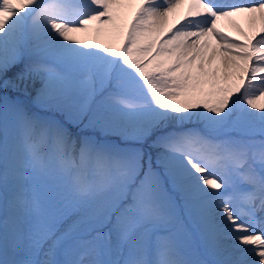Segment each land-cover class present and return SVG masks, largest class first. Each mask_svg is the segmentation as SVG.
I'll list each match as a JSON object with an SVG mask.
<instances>
[{
    "label": "snow or ice",
    "instance_id": "6c2138e0",
    "mask_svg": "<svg viewBox=\"0 0 264 264\" xmlns=\"http://www.w3.org/2000/svg\"><path fill=\"white\" fill-rule=\"evenodd\" d=\"M130 6L0 0V91L39 82L73 127L159 133L145 165L0 96V184L55 173L71 194L0 219V264H264V0H140L124 23Z\"/></svg>",
    "mask_w": 264,
    "mask_h": 264
},
{
    "label": "rangeland",
    "instance_id": "374dc122",
    "mask_svg": "<svg viewBox=\"0 0 264 264\" xmlns=\"http://www.w3.org/2000/svg\"><path fill=\"white\" fill-rule=\"evenodd\" d=\"M218 4H226L225 0H213ZM140 0H131V6L122 9L121 15L124 23L131 21L132 14L139 6ZM186 10V9H185ZM241 28V27H240ZM243 32L246 31L242 28ZM78 39H81L88 43L101 42L108 46L119 47V38L113 36L100 37L99 41L94 39L90 34H78ZM19 68H15L8 73V78H12ZM40 84L37 82L34 86L29 82L27 90L24 89L23 85L19 90H13L9 88L6 92L0 91V96H6L10 102L19 103L27 114L36 117L42 123L60 124L68 128L73 136L77 139V149L80 146V141L83 138H90L99 144L115 147L116 149L127 151L131 149H140L144 154V162L147 164L149 156L154 157L153 153L156 152L155 147H149L156 140L159 135L158 132H154L142 143H136L131 135L125 134L120 129L114 131H105L98 128H84L83 125L80 127H73L66 123L67 113L55 106H49L44 101L37 99V89ZM23 102L29 104V108L24 105ZM258 104H264V101H258ZM86 123V121H85ZM131 130V129H129ZM128 130V131H129ZM259 139V136H256ZM155 160L153 159V162ZM2 170V167H0ZM10 195L12 200L13 197L19 195L21 200L16 203V206L20 209V216L23 223H25L31 217L33 200H38L42 204L48 206L57 203L58 201L69 197L71 194L68 191L67 182L64 177L59 174H50L48 176L36 177L28 179L22 182V186H17L13 182H9L7 185L0 184V197H3V203L0 209V219L4 217V209L6 208V196ZM68 221L67 223H70ZM67 223L63 227H67ZM107 231V229H104ZM204 258V257H201ZM89 257H85V264H87Z\"/></svg>",
    "mask_w": 264,
    "mask_h": 264
},
{
    "label": "bare ground",
    "instance_id": "6f19581e",
    "mask_svg": "<svg viewBox=\"0 0 264 264\" xmlns=\"http://www.w3.org/2000/svg\"><path fill=\"white\" fill-rule=\"evenodd\" d=\"M234 19H235L236 24L239 26V28L241 27L240 28L241 30H242V28H244V30H246L244 32L248 35H251V28H250L247 20L244 17H236ZM219 27H220V30L222 32H225L230 38H234L238 42L243 40V37L238 35V33L227 22H221ZM249 111H254V110L249 109ZM256 114L259 115L258 112H256ZM131 131L132 130H129L127 134L131 135ZM256 131H258V128L256 129ZM157 151L158 150H156V152L153 153V155H154L153 159L154 160H155ZM5 199H6L7 203L5 204L6 208L4 209V216L5 215H8L9 217L15 216L19 219V221L21 223H23L22 218L20 216V212H19L20 209L16 205L14 208L9 205V202L12 201L11 196L8 195V196H6ZM2 203H3V197H0V209H1ZM25 255H26L25 252H20V253H15V254H13L12 252H9L8 258L20 260V259H23L25 257Z\"/></svg>",
    "mask_w": 264,
    "mask_h": 264
}]
</instances>
